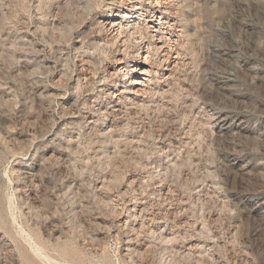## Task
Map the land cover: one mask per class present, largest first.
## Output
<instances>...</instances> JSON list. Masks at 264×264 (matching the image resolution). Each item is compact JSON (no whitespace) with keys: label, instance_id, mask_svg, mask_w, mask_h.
Returning a JSON list of instances; mask_svg holds the SVG:
<instances>
[{"label":"rangeland","instance_id":"rangeland-1","mask_svg":"<svg viewBox=\"0 0 264 264\" xmlns=\"http://www.w3.org/2000/svg\"><path fill=\"white\" fill-rule=\"evenodd\" d=\"M0 264H264V0H0Z\"/></svg>","mask_w":264,"mask_h":264}]
</instances>
